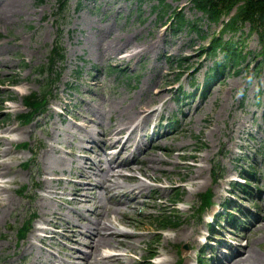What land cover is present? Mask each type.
Wrapping results in <instances>:
<instances>
[{
    "label": "rangeland",
    "instance_id": "rangeland-1",
    "mask_svg": "<svg viewBox=\"0 0 264 264\" xmlns=\"http://www.w3.org/2000/svg\"><path fill=\"white\" fill-rule=\"evenodd\" d=\"M179 10L185 20L196 22L199 32L186 25L175 30L172 14ZM0 17V133L6 137L0 140L6 172L0 175V264H89L91 258L82 251L104 250L125 252L110 264H158L164 258L169 264H194L200 237L213 226L207 223L208 215L218 203L234 199L228 195L229 181L239 170H254L253 197L239 196L237 202L248 212V217L243 215L248 222L240 232L224 225L216 234H229L238 247L249 245L264 258V63L258 36L249 32L248 23L242 36L238 32L231 39L244 58L235 67L227 64L222 77L209 82L203 93L190 84L196 79L204 88L206 71L223 52L205 51L219 25L208 23L190 0H67L62 9L59 0H0ZM57 39L65 58L56 60L50 72L54 75L62 66L52 84L51 104L24 124L19 119L26 110L23 97L41 90ZM107 42L117 48L115 54L101 52L99 45ZM156 89L166 90L155 97ZM146 102L154 112L145 121L141 116L132 121L120 134L122 141L138 122L139 130L143 125L147 130L173 114L176 124L152 141L146 130L138 134L136 150L146 151L135 154L136 160H131L130 147L113 158V170L120 163L123 175L118 179L126 187L105 191L82 184L102 180L103 171L89 177L83 169L88 156L95 160L116 120L141 104L146 107ZM114 147L119 150L120 144ZM96 164L107 169L105 163ZM139 167H147L151 176L142 175ZM133 176L149 187L122 195L136 182ZM207 189L211 203L198 217L201 194ZM177 193L182 196L174 204ZM130 197L134 200L129 204L112 203ZM80 198L88 201L80 205ZM103 202L120 206L124 213L102 216ZM81 206L93 210L82 214L76 211ZM163 213L177 224L158 229L155 218ZM223 214L219 223H224ZM100 217L117 218L116 226L129 235L116 237L119 243L111 249L93 252L88 245L96 235L81 224ZM40 221L48 228L45 232L36 229ZM26 227L27 234L20 236ZM129 241H134L133 247H128ZM185 245L189 250H181L180 261V247ZM151 252L155 256L149 260ZM213 254L220 255L215 248Z\"/></svg>",
    "mask_w": 264,
    "mask_h": 264
},
{
    "label": "bare ground",
    "instance_id": "bare-ground-1",
    "mask_svg": "<svg viewBox=\"0 0 264 264\" xmlns=\"http://www.w3.org/2000/svg\"><path fill=\"white\" fill-rule=\"evenodd\" d=\"M2 4H3V2L1 3V5ZM6 7H7L6 5L2 6V8H6ZM0 18L2 19V17H0ZM99 47L101 49V52H103V53H108V52H110V50H113V52H114L113 54H115V50L117 49V48H114V46L111 42H107L105 44L101 43L99 45ZM164 90H166V89H164ZM164 90H161V89L154 90L155 97L156 96L162 97L161 92ZM142 104H143V102H142ZM142 104L136 110L132 111L131 113H128L124 119H117L114 126L112 127V129L108 133V135L107 136L104 135V137L102 138V142H103L102 144L107 145L104 147H100V149L102 151H104L106 147H114V146H118L120 144V149L114 153L113 157L108 158V159H106V158L101 159L100 158L97 161L98 163H107V167H106L107 169H100L99 167L93 168L92 165L99 166V164H96L94 162V160H92L91 158H88V160L90 162H87V163H89L90 166L87 169L84 168V170L86 171V173L88 174L89 177H91V175L93 174L92 172L103 171L104 177L102 178V180L96 181L94 183L89 182V181H84L82 184H84V185L93 184L94 186L101 187V188L105 189V191L107 188L108 189L109 188L110 189H120L122 187H126L127 184L125 185L122 181H120L118 179V176L123 175L122 170L118 166L120 163L115 165L116 169L113 170L114 166L111 164V162L113 161V158L118 159L122 150L127 149L130 146V144H127V139H129L130 136L133 138L134 135L138 132L139 122L136 125L131 126L129 136L126 138V140L122 141L120 138V134L125 131V129L129 126V124L132 123V121L136 120L137 118L139 119L140 116L142 117L141 120H144V117L147 118L148 116L152 115V113L154 112L155 109H148L147 108V102L145 103L146 107H141ZM188 115H189V113H186V116H188ZM79 128H83V126H81ZM1 137L6 138V137L2 136L0 133V140L2 139ZM83 140H84V138L82 136H80V141H83ZM92 141L95 142V139H92ZM140 143L141 142H139L138 145H140ZM136 149H137V147H136ZM2 150L5 153H7L9 151V148H4ZM3 168H5V164L2 161H0V175L6 173V172H4ZM92 169H95L96 171H92ZM139 169L141 170L142 175H144L146 177L151 176V172L148 171L147 167H139ZM152 172H154V168H152ZM86 177H87V175H86ZM111 177H114V179H111ZM132 178L135 179L136 182L134 184H132L131 186H129L128 187L129 189H127L126 191L123 190L122 195H130V193H133L134 190H136V193L139 194L144 189H147L149 187V184L147 182H145L143 179H140V178L136 179L135 176H133ZM83 188L85 190V189H87V186H84ZM74 194L77 195L79 193L74 192ZM80 196L86 197L87 195H86V193H80ZM78 200H80V201H78L80 203H82L81 200L88 201L87 198H85V199L80 198ZM131 200L133 202L134 198L130 197L128 201H124V202H122V200L112 201V203L129 204L131 202ZM102 204H101L102 205V212H104V213H102V216H104L105 214H108L109 212H113V213L123 212L124 213V211L120 208V206H112V205L107 204L105 202H103ZM133 207H135V206H133ZM90 210H93V208L78 207L76 209L77 212L82 211V214L83 213L85 214V211H90ZM84 218L86 220H89L86 217H84ZM115 219H117V218H115ZM115 219H111V218L110 219H105V218L103 219L102 217H100V219H95L94 221L82 224V226L85 227L87 231H89L93 235H96L95 238L91 240L92 244L90 245L93 252L101 250L102 247H106V246H107V248L111 249L112 247L115 246L116 243H119V239L116 237H118L120 235H129L128 232H126L122 228H118L116 226ZM256 221L257 220H255L254 223H256ZM73 224L75 226H77L75 223H73ZM77 224H81V223H77ZM90 224H92V226H90ZM91 228L94 229V231ZM101 229H105V231L100 232ZM133 245H134V241L128 242V247H133ZM123 254H125V252L112 253L110 251L104 250L103 253H101L100 251L98 253H92L89 251L85 256H87L88 258L89 257L91 258L90 261L88 262L89 264H110L109 262H111L113 259H118ZM169 263H170V261L168 258L161 259L158 262V264H169ZM262 263H264V258L260 256L259 252H256L255 250L250 248L249 245H247V246L244 245V246L238 247V250H237V253L235 254V256H233L229 260V264H262Z\"/></svg>",
    "mask_w": 264,
    "mask_h": 264
},
{
    "label": "trees",
    "instance_id": "trees-1",
    "mask_svg": "<svg viewBox=\"0 0 264 264\" xmlns=\"http://www.w3.org/2000/svg\"><path fill=\"white\" fill-rule=\"evenodd\" d=\"M67 0H59V9H62ZM191 7L197 11L202 12L209 23H219L221 21L220 29L212 36L208 46L209 53H215L216 51L223 52V60L214 62L215 67L222 68L226 63L238 64L239 60L243 59L241 51L235 47L236 42L231 39L237 31H241L243 34L242 27L248 23L249 32H255L258 36L260 43L259 54L262 58L261 62L264 63V0H190ZM226 16L225 19L222 17ZM172 25L174 28L179 29L183 25L188 26L191 30L199 32L197 24L194 20H185L183 13L180 11H174L172 14ZM229 33L228 38H224L223 34ZM64 53L63 47L59 44L58 39L55 41L51 52H49V64L44 65L49 69V74L53 70V66L56 60H63ZM44 70L41 68V71ZM57 72V71H56ZM56 72L54 75H56ZM59 77V72L57 74ZM56 76V77H57ZM50 79H46L43 83L40 92L33 91L26 95L24 103L29 110L20 114L23 121L31 119L33 114L40 111L46 105L49 97L52 96V82L55 78L53 75L49 76ZM240 189L243 191L250 192L248 185L242 184ZM178 195V193L176 194ZM211 191L207 190L202 194L201 205L198 209L199 215L210 202H211ZM157 224L161 227L168 225H174L175 222L169 215H161L156 220Z\"/></svg>",
    "mask_w": 264,
    "mask_h": 264
}]
</instances>
